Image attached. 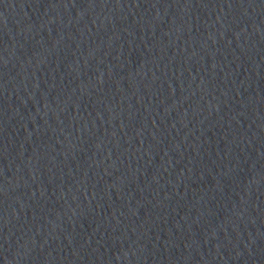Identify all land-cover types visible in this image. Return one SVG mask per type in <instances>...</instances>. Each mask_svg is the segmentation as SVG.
<instances>
[{"label": "water", "instance_id": "1", "mask_svg": "<svg viewBox=\"0 0 264 264\" xmlns=\"http://www.w3.org/2000/svg\"><path fill=\"white\" fill-rule=\"evenodd\" d=\"M0 264H264V0H0Z\"/></svg>", "mask_w": 264, "mask_h": 264}]
</instances>
